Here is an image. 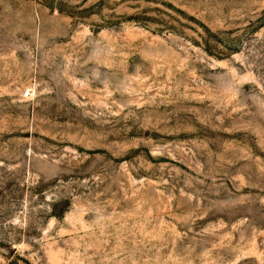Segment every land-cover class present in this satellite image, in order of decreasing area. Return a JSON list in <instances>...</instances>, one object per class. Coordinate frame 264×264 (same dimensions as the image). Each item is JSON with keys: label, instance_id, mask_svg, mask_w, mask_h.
Listing matches in <instances>:
<instances>
[{"label": "rangeland", "instance_id": "rangeland-1", "mask_svg": "<svg viewBox=\"0 0 264 264\" xmlns=\"http://www.w3.org/2000/svg\"><path fill=\"white\" fill-rule=\"evenodd\" d=\"M0 264H264V0H0Z\"/></svg>", "mask_w": 264, "mask_h": 264}]
</instances>
